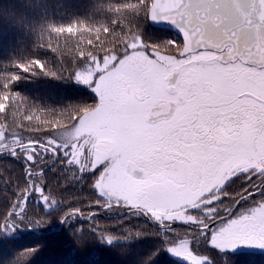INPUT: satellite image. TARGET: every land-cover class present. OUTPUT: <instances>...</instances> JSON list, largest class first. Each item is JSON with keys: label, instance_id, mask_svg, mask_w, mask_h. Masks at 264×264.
Returning <instances> with one entry per match:
<instances>
[{"label": "snow or ice", "instance_id": "6c2138e0", "mask_svg": "<svg viewBox=\"0 0 264 264\" xmlns=\"http://www.w3.org/2000/svg\"><path fill=\"white\" fill-rule=\"evenodd\" d=\"M112 11L108 25L49 26L43 47L55 68L40 59L15 65L50 78L68 72L93 103L36 108L11 91L19 75L0 77V155L25 165V183L0 216V238L40 228L27 207L33 196L44 215L61 212L69 231L96 218L70 194L62 208L45 191L41 165L55 171L59 163L77 183L91 174V204L153 225L152 250L166 251L173 264L264 254V0H135ZM147 21L155 36L146 35ZM234 178L245 185L233 193ZM118 239L101 232L98 242ZM121 247L127 253L132 245Z\"/></svg>", "mask_w": 264, "mask_h": 264}, {"label": "trees", "instance_id": "16d2710c", "mask_svg": "<svg viewBox=\"0 0 264 264\" xmlns=\"http://www.w3.org/2000/svg\"><path fill=\"white\" fill-rule=\"evenodd\" d=\"M125 2L135 0H0V77L19 75L20 79L11 85V91L25 99L29 106L36 108L59 111L69 105L93 103L90 90L68 79V72H64L61 78H50L39 73H20L15 65L40 59L55 68L58 63L56 57L43 47L52 36L48 31L49 26L69 25L73 22H83L89 26L108 25L115 19L113 8ZM143 27L146 35H156L148 21L143 22ZM170 35L174 36L173 33H160L159 38H170ZM83 39L86 43L87 34ZM71 47H75V40ZM64 58L66 66L71 69L69 56L66 54ZM33 135L38 137L41 134ZM47 166L41 165L42 168ZM24 167L23 157L16 160L0 155V216L6 214L15 199L16 189L25 183ZM43 175L45 191L57 194L62 208L67 207L63 203V194H70V203L76 206L81 201L85 203L94 194L89 179L77 183L73 173L65 171L64 165L59 163L55 171L49 167ZM34 199L35 196L31 197L27 205L29 215L39 217L43 221L42 225L37 230L28 228L21 231L15 238H0V264H135L140 258L146 259L148 264H173L166 251L152 250V241L156 237L148 234L154 233L155 227L141 218L129 219L117 215L113 219L111 216L97 214L91 222L84 221L81 224L77 220L75 223L80 224V227L72 231H69L67 224H63L59 231L38 239L34 232L43 234L44 231L56 228L62 213L44 215V209L37 208ZM90 229L99 231L92 233ZM79 231L84 233L82 240L76 238ZM101 232L105 236L117 235L121 239L107 246L98 242ZM137 232L141 236L137 237ZM68 245L74 249V254L69 253ZM121 245H132V248L126 253ZM233 264H264V254L258 250L240 252L234 257Z\"/></svg>", "mask_w": 264, "mask_h": 264}, {"label": "flooded vegetation", "instance_id": "af4514ba", "mask_svg": "<svg viewBox=\"0 0 264 264\" xmlns=\"http://www.w3.org/2000/svg\"><path fill=\"white\" fill-rule=\"evenodd\" d=\"M86 178L89 179L90 183L89 182L88 183L91 185V183H92L91 174H88L86 176ZM253 179L255 180V177ZM244 185H245V181L243 179L234 178V183L229 185L227 190L234 193V192L238 191ZM91 190H93V189L91 188ZM91 196L92 197L90 199L89 198L86 199L85 203H83L81 201L80 204H79V207H81V210L84 213H87V212L89 213L91 211V212L95 213L96 215L98 214V216H99V214H102V216H107V217L111 216V218H113V217L117 216L118 214H120V212L118 210L115 211V212L109 213V212L104 211L103 209H100L98 206H96L94 204H91L90 202L94 198L95 193L93 195H91ZM224 199H225V202H227V198H224ZM124 216H127V215H124ZM113 219H115V218H113ZM151 226L154 227L153 225H151ZM174 227L179 229V230H185L188 226L177 224V225H174ZM258 251H260V250H258Z\"/></svg>", "mask_w": 264, "mask_h": 264}, {"label": "water", "instance_id": "95a60500", "mask_svg": "<svg viewBox=\"0 0 264 264\" xmlns=\"http://www.w3.org/2000/svg\"><path fill=\"white\" fill-rule=\"evenodd\" d=\"M149 22V25L153 28V26L151 25V22L150 21H148ZM173 34H175V33H173ZM50 166L48 165L46 168H44V170L45 169H47V168H49ZM118 217H121L120 216V214L118 215ZM62 222L60 221L59 222V224H58V226L56 227V228H53V229H50V230H47V231H44L43 232V234H49V233H51V232H53V231H59L61 228H62Z\"/></svg>", "mask_w": 264, "mask_h": 264}, {"label": "rangeland", "instance_id": "374dc122", "mask_svg": "<svg viewBox=\"0 0 264 264\" xmlns=\"http://www.w3.org/2000/svg\"><path fill=\"white\" fill-rule=\"evenodd\" d=\"M82 86V85H81ZM91 186V185H90ZM181 231V230H180ZM182 232V231H181ZM169 255V254H168Z\"/></svg>", "mask_w": 264, "mask_h": 264}]
</instances>
